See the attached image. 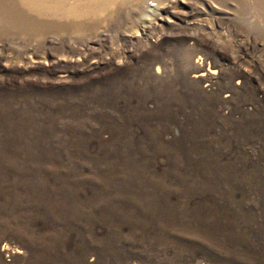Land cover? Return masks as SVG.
I'll use <instances>...</instances> for the list:
<instances>
[{
    "label": "rangeland",
    "instance_id": "1",
    "mask_svg": "<svg viewBox=\"0 0 264 264\" xmlns=\"http://www.w3.org/2000/svg\"><path fill=\"white\" fill-rule=\"evenodd\" d=\"M103 1L0 33V264H264V41Z\"/></svg>",
    "mask_w": 264,
    "mask_h": 264
},
{
    "label": "bare ground",
    "instance_id": "2",
    "mask_svg": "<svg viewBox=\"0 0 264 264\" xmlns=\"http://www.w3.org/2000/svg\"><path fill=\"white\" fill-rule=\"evenodd\" d=\"M46 1L0 0V33L19 32L33 37L51 23L74 22L81 25L87 20L96 19L104 6L103 0H75L69 8L57 11L47 5ZM137 2L138 5L131 1L125 3L124 12L126 14H131L135 10L139 12L137 21L142 23L139 26L142 33L145 32L146 23L149 24L150 30L183 34L191 40L190 44L195 43L194 41L199 38L210 45L213 42L205 34L210 26H213V22L227 21L232 24L231 21H234V25L244 26L248 34L252 33L256 38L264 41V0H138ZM231 14L233 20L229 18ZM203 17L210 18V23L203 22ZM183 46L179 53L187 61L192 51Z\"/></svg>",
    "mask_w": 264,
    "mask_h": 264
}]
</instances>
